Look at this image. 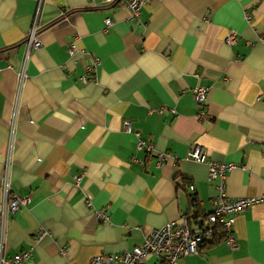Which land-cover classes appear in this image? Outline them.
Masks as SVG:
<instances>
[{
  "label": "crops",
  "instance_id": "obj_1",
  "mask_svg": "<svg viewBox=\"0 0 264 264\" xmlns=\"http://www.w3.org/2000/svg\"><path fill=\"white\" fill-rule=\"evenodd\" d=\"M125 2L0 0L5 259L31 252L23 264H90L185 214L208 216L219 181L188 159L195 147L235 166L230 199L264 194V0H151L138 20ZM38 12L42 46L28 54ZM6 177L31 202L4 220ZM103 209L107 222L95 214ZM234 236L236 249L224 241L180 263L264 264V204L236 217Z\"/></svg>",
  "mask_w": 264,
  "mask_h": 264
},
{
  "label": "built area",
  "instance_id": "obj_2",
  "mask_svg": "<svg viewBox=\"0 0 264 264\" xmlns=\"http://www.w3.org/2000/svg\"><path fill=\"white\" fill-rule=\"evenodd\" d=\"M107 4L113 6L118 3L119 0H104ZM151 0H126L125 5L130 10L132 19L138 20L141 14L142 8L147 5ZM36 16L34 25L26 37V44L28 46V54L33 49H39L42 46L40 40L41 28L38 25ZM113 25L111 19L105 21V31ZM238 42L237 33H232L226 39V43L229 45H235ZM77 50L73 46L70 49V55L75 56ZM101 64V60L95 59L94 64L87 67L88 72H95L97 66ZM25 77V72L20 74L21 80ZM83 81H88V78L84 77ZM207 97V90L198 88L196 90V99L200 103H204ZM208 115L205 112H201L199 119L206 120ZM128 132L131 131V123L126 121L124 123ZM138 149L145 150L147 152H153L154 146L142 140H138ZM169 156H161V161H165ZM188 159L198 162L206 163L209 168V181H219L218 197L212 203V212L206 216L205 221H202V226L199 223L194 227L193 221L189 214L183 215L178 221L167 224L164 228L155 229L145 239L143 244L136 247L130 252L122 254H108L101 255L93 258L90 264H150L148 263L149 257H155L156 263L153 264H181V260L190 255L199 254L202 245L205 241L214 240L215 232L217 228H224L227 233L226 243L232 249L237 248V241L234 236V226L236 217L249 208L264 204V194L261 196L230 199L227 196L226 178L231 173L235 166L231 163H219L211 160H207L206 152L200 148H193ZM83 176L79 175L75 178L77 184L82 181ZM4 194L5 200L2 205L3 219L9 213L19 212L22 208L27 207L31 198L21 197L11 193V184L8 177L4 178ZM190 190L194 191V186H190ZM100 222H107L109 220L108 211L106 209L95 212ZM4 241V235H2ZM0 244V264H23L25 260L32 257L31 252H24L16 255L11 259L4 258V242Z\"/></svg>",
  "mask_w": 264,
  "mask_h": 264
},
{
  "label": "trees",
  "instance_id": "obj_3",
  "mask_svg": "<svg viewBox=\"0 0 264 264\" xmlns=\"http://www.w3.org/2000/svg\"><path fill=\"white\" fill-rule=\"evenodd\" d=\"M190 217H191V220L193 221V223H197L199 220H200V216L197 214V215H192V214H189ZM206 217H203L201 218L200 221H205ZM227 239V233L225 231L224 228H217L216 229V232H215V236H214V240H212L211 242L210 241H205L202 245V249L203 248H208L210 246H214L216 244H219L221 242H224L226 241Z\"/></svg>",
  "mask_w": 264,
  "mask_h": 264
},
{
  "label": "water",
  "instance_id": "obj_4",
  "mask_svg": "<svg viewBox=\"0 0 264 264\" xmlns=\"http://www.w3.org/2000/svg\"><path fill=\"white\" fill-rule=\"evenodd\" d=\"M202 223H203V222L201 221V222L199 223V226H202Z\"/></svg>",
  "mask_w": 264,
  "mask_h": 264
}]
</instances>
